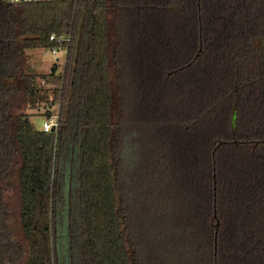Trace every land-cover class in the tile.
Here are the masks:
<instances>
[{"label":"trees","instance_id":"16d2710c","mask_svg":"<svg viewBox=\"0 0 264 264\" xmlns=\"http://www.w3.org/2000/svg\"><path fill=\"white\" fill-rule=\"evenodd\" d=\"M54 47L67 50L61 73L26 69L27 49ZM78 87L80 264H264V0H0V264H57L69 199L60 153ZM48 90L43 115L58 102L59 127L45 131L24 107ZM176 138L186 246L165 235L143 262L139 217L155 193L138 173L151 146ZM14 160L15 216L3 197Z\"/></svg>","mask_w":264,"mask_h":264},{"label":"rangeland","instance_id":"374dc122","mask_svg":"<svg viewBox=\"0 0 264 264\" xmlns=\"http://www.w3.org/2000/svg\"><path fill=\"white\" fill-rule=\"evenodd\" d=\"M141 18V15L132 13L131 22H142ZM139 29H142V27L136 26L134 30L136 34L140 32ZM66 54L67 50L64 47H60L56 54H52L50 50H47V53H45L43 48L27 49L26 69L32 72L45 73L49 72L51 67L55 64L58 68L57 72L61 73L63 71ZM81 70L82 69L80 68V72ZM80 82L81 81L79 80L78 83ZM43 84L46 87L51 86V84L44 82ZM81 88L82 87H78L76 92H74L75 96L71 105L72 109L70 110L71 123L69 124H72L71 127H74L75 131L73 132L72 130V133L69 135V137H67L65 144L62 145L63 147L61 148L60 153V163L62 165V170L59 174V178L60 180L63 179L64 187L65 189H68L69 199L67 202V211L62 214L63 217L59 216V214L57 215V223L55 224L56 236L54 241V250L57 257V264H80V260L77 258V242L78 235L80 233V235H83V232L80 230L82 228L80 227L84 225L82 220L83 206L80 200L81 193L78 179L80 152L77 147L78 131L80 129L79 125L83 120L82 103L81 98L79 97ZM48 95L50 98H53L54 96L51 90L44 91L41 93L39 98L40 105L37 107H24V111L32 114V121L36 127H41L43 120L46 118L43 113L46 110L44 103ZM52 110H54V112H58V102L52 106ZM164 142L166 141L164 140ZM17 168L18 165L14 160L10 168V175L8 176L9 184L3 193V197L9 203L11 207V213L14 216L17 215L19 210ZM179 168L182 169V158L180 155L177 138L172 145L166 142L163 145L158 143L154 146H151L142 160L141 168L138 173L141 176L140 180L141 184L143 185L141 187V190H143L142 193H155V196L150 194L147 195L149 198V201L147 200L149 209L144 211L143 219L139 217L141 223L139 225L141 227L137 230L136 239L138 243L141 242L142 244L141 258L143 262H147L148 258L152 256L150 254L153 253L155 246L160 248L159 246L166 245V242L161 240V237H164L165 235H172L173 237V240L169 243V246H186V244H183L180 241V238L182 239L183 235L181 232L179 233V231L182 228L184 229V226H186L185 222H187L188 217H185L182 207L186 209L185 204L190 205V199L186 198L183 192L184 183L182 180H185V176L179 173ZM185 184L186 195H188L189 186L187 185L186 180ZM166 191L167 194L170 195V199L168 201L160 202L158 197L164 198L163 193ZM65 216L66 218H64ZM67 223H69L68 228H70V231L67 229ZM179 223H181L180 226H178ZM142 228L143 233L142 236L139 237L138 235ZM71 231L73 235L70 238V241L71 239L74 241L73 263L71 261L72 257H70L72 253L70 251L69 242V232L71 233ZM180 247L177 252H182ZM197 249L199 251V247H197ZM184 254H187L186 257H193L195 254L194 247H188V250H186L185 247ZM75 257L77 258V261H75Z\"/></svg>","mask_w":264,"mask_h":264},{"label":"built area","instance_id":"2783aa9c","mask_svg":"<svg viewBox=\"0 0 264 264\" xmlns=\"http://www.w3.org/2000/svg\"><path fill=\"white\" fill-rule=\"evenodd\" d=\"M10 2H28V1H45V0H8ZM51 39L56 38L55 34H52ZM60 39H69V36L66 35H61L59 38ZM47 50H50L52 54H56L58 48H49V49H44V52L47 53ZM42 127L45 131H50V130H55L59 127V113L58 112H53L49 116H47L42 123Z\"/></svg>","mask_w":264,"mask_h":264}]
</instances>
